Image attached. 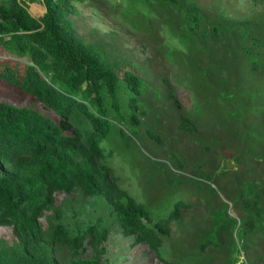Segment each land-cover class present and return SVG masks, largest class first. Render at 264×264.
<instances>
[{"label": "trees", "instance_id": "trees-1", "mask_svg": "<svg viewBox=\"0 0 264 264\" xmlns=\"http://www.w3.org/2000/svg\"><path fill=\"white\" fill-rule=\"evenodd\" d=\"M29 1L36 0H0V83L6 88L0 91V226L13 230L24 255L36 264H59L41 255L62 247L70 254L66 264H102L110 227L92 223L72 234L64 222L46 226L40 218L55 207L58 191L80 188L105 197L124 233L146 242L165 264L186 258L190 264H211L218 251L236 245L235 235L249 264H264L261 17L243 23L222 14L221 22H211L205 10L180 0H129L128 19L155 31L162 58L183 67L180 75L158 73L159 84L152 87L156 82L141 67L104 63L99 51L73 34L62 14H79L78 4L87 0H40L47 10L38 16ZM211 88L215 99H208ZM178 90L198 100L197 111L169 115L171 126L187 134L170 128L171 141L153 160L138 142L149 137L166 142L160 132L166 129L150 116L166 115L163 105L171 98L183 106L186 99ZM200 95L209 96L204 103L213 105L216 115L204 143L219 164L212 168L200 163V147L187 155L185 146L181 149L182 135L194 134L201 123L206 106ZM23 96L32 101L21 103ZM230 156L235 168L226 164ZM125 164L140 166L143 200L121 185ZM198 202L218 205L210 211L219 215L217 235H210L212 229L202 233L182 256L168 260L161 252L163 235L181 209ZM225 230L226 240L220 235L227 236ZM88 246L91 256H81Z\"/></svg>", "mask_w": 264, "mask_h": 264}, {"label": "rangeland", "instance_id": "rangeland-1", "mask_svg": "<svg viewBox=\"0 0 264 264\" xmlns=\"http://www.w3.org/2000/svg\"><path fill=\"white\" fill-rule=\"evenodd\" d=\"M180 1L197 5L200 7V10H205L211 22L218 20V18L221 22L220 15L222 14L224 17L236 22L243 21L244 23L245 18H257L260 20L258 17H261V21H264V0ZM129 2V0H87L85 3L78 4L80 9L79 14L64 12L62 17L72 26L73 34L76 38L82 40V45L91 49L95 48L96 51H99V58L104 63L139 66L148 72L149 75L146 73V76L152 84L159 79L158 73L165 72L163 75L170 73L180 75L183 72V67L174 63L170 65L168 61L166 63L158 51L157 43H154L157 33L144 26L138 27L124 14V8ZM29 9L33 14H37V16L44 14L47 10L45 4L40 0L29 1ZM259 75L256 74V76ZM158 84L159 82H156L152 87ZM3 85L4 83L1 82L0 91L6 89ZM178 92H182L185 96L186 100L183 106L178 107L176 101L171 98L163 105V109L167 108L166 115L162 114L159 117H155L153 113V116H150L152 122H159L162 128L166 129V132H163V129L160 130L161 136L166 142L159 145L150 137L145 138L146 141L141 138L138 142L142 153L153 160L158 158L156 156L161 154L162 149L167 148L168 143L171 141L168 130L170 128L173 130L174 128L176 134L181 132L174 124L171 126L172 120L169 122V115L176 114L179 111L189 114L197 111L196 103H198V100L193 98L187 90H178ZM213 93L214 90L211 88L208 94L209 96L211 94L210 97L208 95H200L201 97L198 99L205 104L206 97H209L208 99H215L216 96ZM13 94L20 95L19 92H13ZM31 101V98L26 96L20 99L21 103H29ZM205 106L201 123L197 124L198 130L194 134L182 135L181 141L185 142L181 149L185 146L184 153L187 155V150L195 149V146L200 147V152H203L204 156L203 161L200 163H204L209 168H212V166L219 164L217 161L215 162L216 159H213L215 156L210 155L206 150L204 143L207 141L205 136L207 137V131L211 129L210 126L214 123V116L216 115L213 114V105L209 107L208 104H205ZM214 136L216 134H212V137ZM199 139L200 145H198ZM213 149L215 150L212 145ZM120 159L118 158L114 161V165L117 168L122 164ZM234 159L233 156L226 159L228 167L235 168ZM187 160H190V157ZM124 169L122 170L123 173L121 172V185L125 189H129L138 199L143 200L142 187L144 186H142L139 179V176L142 174L140 166L133 168L131 164H125ZM173 171L174 174L179 172L177 169H173ZM202 204V202H198L190 208L181 209L180 218L170 222L171 230L168 234L163 235L164 244L161 247L163 256L168 260H176V257L182 256L187 248L193 244L192 242L198 240L203 235L202 233L212 229L210 230V235H217L213 226L219 223V215H211L210 211L215 207L219 209V207L217 204H213L211 208H206ZM54 205L53 209L45 211V214L40 217L46 226H49L51 222L60 220L66 224L72 234L92 223L100 224L102 227H110L109 238L104 242L106 252L102 255V264H165L157 259L146 242L136 243L135 235H126L124 233L123 226L115 219L113 206L109 204L105 197L86 194L80 188L68 192L61 190L56 193ZM228 212L233 217H237V213L232 206H229ZM239 223L237 219L234 226L236 233L240 225ZM224 232L227 236L221 232L220 235L224 236L223 239L226 240L228 232L226 230ZM235 241L236 245L232 249L223 248L221 251H218L217 258L211 264H249L246 259L247 253L236 235ZM82 251L81 256L86 257L91 256L93 252L91 246L84 248ZM41 259L43 261L66 264L70 259V254L62 247L48 248L41 255ZM0 262H4V264H36L24 255L20 243L9 226H0ZM43 264L47 263L44 262ZM179 264H190V261L186 258L185 261L180 260Z\"/></svg>", "mask_w": 264, "mask_h": 264}]
</instances>
